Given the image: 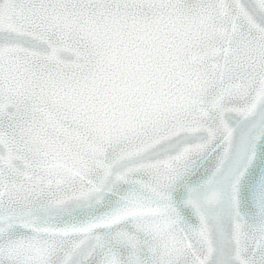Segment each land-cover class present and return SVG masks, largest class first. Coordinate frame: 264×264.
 I'll use <instances>...</instances> for the list:
<instances>
[{
    "label": "snow or ice",
    "instance_id": "obj_1",
    "mask_svg": "<svg viewBox=\"0 0 264 264\" xmlns=\"http://www.w3.org/2000/svg\"><path fill=\"white\" fill-rule=\"evenodd\" d=\"M0 264H264V0H0Z\"/></svg>",
    "mask_w": 264,
    "mask_h": 264
},
{
    "label": "water",
    "instance_id": "obj_2",
    "mask_svg": "<svg viewBox=\"0 0 264 264\" xmlns=\"http://www.w3.org/2000/svg\"><path fill=\"white\" fill-rule=\"evenodd\" d=\"M259 179H260L259 169L251 170L249 176L245 178L243 182V190H242V199L244 201L241 208L242 212H247L251 210L252 193Z\"/></svg>",
    "mask_w": 264,
    "mask_h": 264
}]
</instances>
